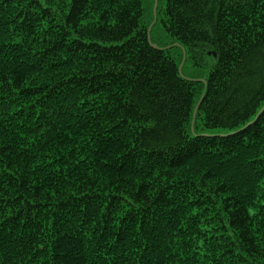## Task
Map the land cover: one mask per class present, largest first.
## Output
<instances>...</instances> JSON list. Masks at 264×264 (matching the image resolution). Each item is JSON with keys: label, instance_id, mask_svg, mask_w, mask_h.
Segmentation results:
<instances>
[{"label": "trees", "instance_id": "1", "mask_svg": "<svg viewBox=\"0 0 264 264\" xmlns=\"http://www.w3.org/2000/svg\"><path fill=\"white\" fill-rule=\"evenodd\" d=\"M154 5L0 0V264H264V0Z\"/></svg>", "mask_w": 264, "mask_h": 264}, {"label": "water", "instance_id": "2", "mask_svg": "<svg viewBox=\"0 0 264 264\" xmlns=\"http://www.w3.org/2000/svg\"><path fill=\"white\" fill-rule=\"evenodd\" d=\"M157 6H158V0H155V5H154V13H155V20H156V11H157ZM151 28V27H150ZM214 55L216 56V53H214ZM185 60V53H184V59ZM184 63V61H183ZM183 63L180 65V73L182 74V66H183ZM183 75V74H182ZM203 82H205L204 79H202ZM196 112H197V107L195 109V112H194V119H195V116H196Z\"/></svg>", "mask_w": 264, "mask_h": 264}, {"label": "rangeland", "instance_id": "3", "mask_svg": "<svg viewBox=\"0 0 264 264\" xmlns=\"http://www.w3.org/2000/svg\"><path fill=\"white\" fill-rule=\"evenodd\" d=\"M164 2H165V0H159L160 9H161V6L164 5ZM146 7H148V2H146ZM151 15H154L153 11L148 10L147 14H146V16H147L146 20H149L151 18ZM190 76L194 77V75H190ZM211 132H214V130H211Z\"/></svg>", "mask_w": 264, "mask_h": 264}]
</instances>
